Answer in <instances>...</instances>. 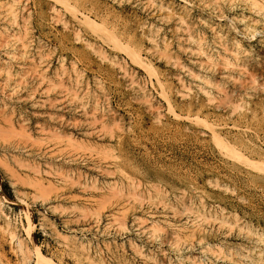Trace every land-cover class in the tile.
Instances as JSON below:
<instances>
[{"label": "rangeland", "instance_id": "obj_1", "mask_svg": "<svg viewBox=\"0 0 264 264\" xmlns=\"http://www.w3.org/2000/svg\"><path fill=\"white\" fill-rule=\"evenodd\" d=\"M108 1L150 33L166 28L170 54L188 67L147 57L150 72L146 58L139 64L108 48L132 78L90 49L81 48L80 60L71 26L62 25L71 19L64 5L24 2L28 54L0 45V264H264V40L256 35L264 24L251 0L198 2L223 16L216 22L229 38L233 19L246 49L225 54V41L208 32L218 67L205 68L194 43L178 49L167 28L173 20H158L157 4ZM1 5L0 29L8 24ZM198 189L213 196L207 206L215 213L192 207ZM81 242L92 245L89 255Z\"/></svg>", "mask_w": 264, "mask_h": 264}, {"label": "bare ground", "instance_id": "obj_2", "mask_svg": "<svg viewBox=\"0 0 264 264\" xmlns=\"http://www.w3.org/2000/svg\"><path fill=\"white\" fill-rule=\"evenodd\" d=\"M1 1H2V5H1L2 13L1 14H2L3 19H5L8 22V24L4 28L0 29V45L10 50L23 49L24 53L28 54L31 48L30 40L27 37H25V34H28V30H29L28 20L24 17V15H22L24 8H27L26 6H23L24 2H26L27 0L25 1L23 0H0V2ZM57 1L60 4L64 5V7L67 10V13L70 15V18H71L70 21L66 20V18L65 19L61 18V20H62V25H64L65 27L71 26V31L73 35V44H74L73 50L75 52V55L78 57V59L80 60L85 59L84 58L85 56L82 57L83 54H82L81 48L83 47L84 49H90L93 53L97 54L102 59L101 60L102 62L103 60H107V61H110V63H113L115 59L120 62V60L118 59V56L108 55L107 49L111 48L114 50L121 49L125 51L126 56L129 60H132L133 62H137L139 64H142L144 62L146 63L145 58L147 59V57H153V58L156 57L158 59L166 58L167 61L168 59L169 60L171 59V61L173 60L174 64L178 65V67L180 65L181 68L188 67V66H185L183 62H181V58L177 56V54L175 56L170 54V51H172L173 49L172 47L173 42L169 40V37H167L168 34H167V31H165L166 28L162 31L160 35L158 32L160 31L161 26L159 25L158 26L153 25V28L155 29V31L152 30V33H150L151 29L147 30L146 29L147 27L145 28V24L143 23H136L135 21L136 24H131L129 20L124 19L122 13L117 9V7H115V5L110 4L108 0H56V2ZM115 1L125 3L128 0H115ZM147 1L157 4L158 7L156 8L159 9L160 11H164V14L157 16L158 20L166 19V21H170V22L173 20V23H174L173 26H171L170 24L169 26H167V28L171 29L173 27L171 31L174 35H172V37H173V41H176L178 49H183V50L189 49V46H187V44L185 43L187 41L195 44V46L197 47V51H198L197 54H199L200 57H202V59H199L198 61L199 63H197L200 67L205 68L206 65H208L209 67H218L215 56L208 50V44H209L207 41L208 32L209 33L211 32L214 38H217V39L220 38L225 41V44H224V51L226 52L225 54L230 52L232 55L237 57L238 55L246 52V49L241 44L240 42L241 40L239 39L240 37L244 35L241 28H238L235 25V23L233 22V19L231 20L227 18L226 20L230 24V29H231L230 31H233L232 33L234 35L233 38H229L224 33L225 31H223L219 23L216 22V21H221L220 19L223 18V16L215 15L214 12L212 11L209 12L207 8L202 7L201 5L198 4L200 0H147ZM178 2H179L178 6H175V4ZM251 5L254 7L255 12L259 14L260 16V19L258 18L256 19V17L254 18L256 19V23L262 22V24H264L263 23L264 21V0H251ZM48 10L52 14H59V9H57L54 4H50V6L48 7ZM196 11L201 13L200 15H198L199 16L198 18L193 16V12L195 13ZM243 18H246V16H244ZM253 21L255 22V20ZM261 27L263 28V25ZM256 35H259L264 40V31H258L256 32ZM147 41H149L152 44L151 47H148L146 45ZM77 45H80V47H78ZM40 48H41V45H40ZM160 49H162L161 51L162 53L159 52ZM191 50L193 53L192 48ZM39 56L40 58L37 56L38 59L35 61V63L36 64L44 63L45 58L43 57L45 56L43 54L41 55V53L39 54ZM220 58H221V55H220ZM86 59L90 62L93 61V58L91 57H88V58L86 57ZM223 59H226V58L223 57ZM148 61L147 62L150 65H147V63L146 64L144 63L145 64L144 66L149 71L153 70L154 68L153 66L155 65L154 63H152L153 59L151 58V60H148ZM125 64H126L125 61H124V64L120 62L123 75L132 77V78L135 77L136 76L135 71L131 72L130 70H128L126 68L127 65L125 66ZM75 70L77 71L76 68ZM193 77H197V75L194 74ZM200 78L202 79L203 77H200ZM207 78L208 77H204L205 82L206 80H208ZM181 82L183 83L184 81H181ZM253 87L255 88V85L252 86L251 88ZM200 89L203 94L210 95V91H209L210 88H208L207 86L199 84V90ZM223 106L225 107V105ZM245 108L247 110V107ZM205 124L208 127L211 126L207 124L206 122ZM216 125L218 127L222 126L221 124H216ZM211 127L209 128L210 130H211ZM249 128L252 129L254 127L249 126ZM212 130H215V128L212 127ZM252 130L255 131V129H252ZM212 132L214 133V131ZM213 137L217 140L218 143L224 144L225 146L223 147H226L227 148L226 150L228 152L232 151L230 146L228 147V144L225 143V141L220 137L219 134H217V132L214 133ZM71 140L72 138H70L69 140L70 143H71ZM255 148H256L255 146L254 147L252 146V148L250 149L254 151ZM235 151L237 154L238 151L237 150ZM235 151L233 153H235ZM44 156L45 155H43L42 157ZM158 195L163 196L162 194H158ZM194 195L195 197H191V200L196 198V201L192 200L191 204H192V207L193 205H197L195 207L198 209L196 210L200 213V215L204 214V216H206L207 214L215 213L213 212L212 207L207 206L208 199H213V196L207 190L198 189V191H196ZM163 198L164 196L161 199ZM165 203H166L165 205H168L167 202ZM214 218H215L214 220L219 219V217H216L215 214H214ZM219 221L221 225L222 224L224 225L227 222V217L224 214V212L222 213ZM190 233L192 234L195 232L194 230H191L187 234L191 236ZM179 235L180 233L178 234L176 232H173L172 234V236H179ZM201 236L203 239L204 234H202ZM76 240H78L79 242V239H76ZM131 242L134 244L133 241ZM18 243H19V246L22 248L23 246L22 240H18ZM77 245L81 247L83 251L86 252V254L89 255L88 253L90 251L89 249L92 248V245L89 242L88 244L81 242L80 244L78 243ZM34 249H35V255L37 256L38 261H42L43 258L45 257L40 251V248L35 245ZM95 252H98V250H96ZM98 264H104V263L99 262ZM159 264H161V262Z\"/></svg>", "mask_w": 264, "mask_h": 264}]
</instances>
